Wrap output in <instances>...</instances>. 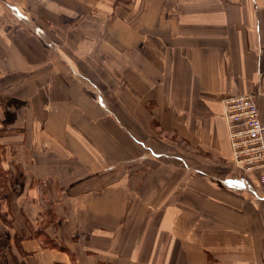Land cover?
<instances>
[{"label":"crops","instance_id":"0c3cea01","mask_svg":"<svg viewBox=\"0 0 264 264\" xmlns=\"http://www.w3.org/2000/svg\"><path fill=\"white\" fill-rule=\"evenodd\" d=\"M237 94L264 118V0H0L4 261L264 264Z\"/></svg>","mask_w":264,"mask_h":264},{"label":"built area","instance_id":"2783aa9c","mask_svg":"<svg viewBox=\"0 0 264 264\" xmlns=\"http://www.w3.org/2000/svg\"><path fill=\"white\" fill-rule=\"evenodd\" d=\"M231 162L245 172H257L264 185V118L251 94L229 96L223 101Z\"/></svg>","mask_w":264,"mask_h":264},{"label":"rangeland","instance_id":"374dc122","mask_svg":"<svg viewBox=\"0 0 264 264\" xmlns=\"http://www.w3.org/2000/svg\"><path fill=\"white\" fill-rule=\"evenodd\" d=\"M4 178L2 177L1 178V180H3ZM1 217H2V219H3V221L5 222V224L7 225V220L5 219V216L1 213ZM2 234H3V237L4 238H6V234H5V232H2ZM2 240V241H1ZM4 239H1L0 238V264H7V262L6 261H4V254H2V253H4V246H3V243H4Z\"/></svg>","mask_w":264,"mask_h":264}]
</instances>
